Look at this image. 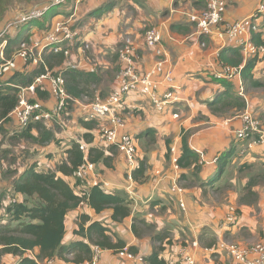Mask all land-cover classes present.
Segmentation results:
<instances>
[{"label":"crops","instance_id":"0c3cea01","mask_svg":"<svg viewBox=\"0 0 264 264\" xmlns=\"http://www.w3.org/2000/svg\"><path fill=\"white\" fill-rule=\"evenodd\" d=\"M108 1L110 0H71L73 9L65 18L78 32L80 39L90 47L84 50L80 44L76 45L71 56L63 58L61 62H54L53 66L59 71L73 68L90 72L96 75L97 81H83L82 86L86 88V92L80 98L74 96L76 101L68 107L67 118L63 116L61 122L48 124L55 132L57 142L30 145L26 139L19 140V148L25 161L23 169L19 172L37 160L41 163V168L54 166L65 155V149L70 147L73 141L84 140L83 135L86 132L91 133L94 146L105 148L109 154V144L101 135V127L107 124L105 119L95 118L93 127L83 124L84 120L91 118L88 104L96 98L106 97L117 86L120 67L117 51L125 37H131L137 46V60L141 70L147 71L155 64L157 56L155 50L147 46L145 33L149 26H157L162 31V44L166 54L164 73L173 70L179 100L167 106L163 112H158L147 95L131 93L119 108V114L126 123L125 131L136 136L138 155L146 161L145 176L141 181L130 178L128 161L125 155L117 150L114 167L96 164L94 173H90L88 177L89 180L98 179L108 192L123 195L130 200L131 214L121 221H114L113 208L96 212L87 204H80L66 215L64 242L84 239L75 234L74 230L78 217L87 213L92 221L107 224L113 238L118 235L128 245L136 246L139 250L136 256L148 255L153 247L152 233H144L142 237L135 234L133 223L137 217L153 224L156 231L166 230L170 233L173 242L167 244L162 252L169 262H179L180 249L187 246L194 253L197 264H233L230 255L228 261L225 260L224 253L220 255L222 262L215 263L212 260L211 248L217 245L220 236L215 237L203 226L217 228L222 223L219 232L226 229L228 223H223L226 217L225 204H230V208H236L234 204H237L244 212L242 219L249 220L251 224L256 225L259 218L264 217V143L251 145V139L237 137L243 126V114L246 112L260 120L261 129L264 131V56H260L252 68V77L245 78L242 69L249 59L247 60L238 48L222 44L216 36L201 38L198 34L190 16L201 12L203 6L192 0H115L112 10L98 17L92 14ZM261 1L228 0L225 22L232 23L250 16ZM43 36V31H36L30 39L40 41ZM254 40L260 43L261 34H256ZM202 42L205 45H202ZM16 50L17 47L10 58L15 56ZM16 60L17 64L20 62L19 70L25 68L29 71L37 65L31 62L26 64V61L22 62L19 58ZM225 65L242 68L240 74L231 78L232 92L236 96L244 97L246 107L241 111L237 107H230L227 112L216 114L208 103L224 92L218 80L223 77L218 75L222 74ZM164 73L155 76V79L162 81ZM251 79L260 84L251 85ZM69 84L72 85V80ZM44 85L48 96L43 100L47 101V106H51L55 99L52 100L53 96H50V80H44ZM159 88L163 92L165 86L160 84ZM4 126L8 132L17 129L14 118ZM148 129L154 130L151 132L154 136H150L151 133L139 136ZM35 130L34 133L37 134ZM184 134L188 137L190 148L200 155L201 169L198 176L205 181L216 172L217 157L232 147L235 149L224 171L226 175L223 174L222 179L213 186H190L187 185V180L180 179L183 173L192 176L193 166L176 168L168 157V146L176 145L182 152ZM9 145L2 148L8 150L7 155L12 156V144ZM245 146L249 149L245 154H241V148ZM19 172L10 176L7 182L9 186ZM0 175L4 176L1 170ZM224 181L228 182V191L220 186ZM174 184L180 185L184 189L183 193H174ZM218 189L226 192L221 200L217 199ZM12 195L4 205L13 197L19 200L23 198L21 194ZM179 199H183L184 207L180 205ZM252 204H260L261 209L256 211ZM230 213L234 217L229 223L236 228L239 223L235 222L237 216L233 211ZM217 233L214 232L216 235ZM262 234L264 235V231ZM208 236L214 237L209 244L200 241L201 238L206 240ZM262 241L264 238L260 242ZM220 250L223 249H218L217 252ZM14 259L6 256L4 261L12 262ZM57 263L63 264L62 261ZM98 264L147 263L138 258L102 249Z\"/></svg>","mask_w":264,"mask_h":264},{"label":"trees","instance_id":"16d2710c","mask_svg":"<svg viewBox=\"0 0 264 264\" xmlns=\"http://www.w3.org/2000/svg\"><path fill=\"white\" fill-rule=\"evenodd\" d=\"M9 2V0H0V18L7 10ZM115 3V0H110L104 6L94 10L92 14L98 17L112 10ZM54 8L51 7L40 19H33L21 24L14 33L8 32L6 35L8 43L5 48L6 58H10L20 42L30 40L36 31H43L44 35L47 33L57 15ZM150 27L152 26L148 28ZM43 56L44 62L37 64L32 70L17 69L11 74L0 77V134L6 131L4 124L13 120L11 112L19 102L21 87L30 86L37 76L47 71L56 74L59 72V70L54 69L53 63L61 62L64 58L63 55L46 52ZM257 60V57H252L247 61L242 69L245 78L252 77L251 70ZM26 62L29 64L31 61ZM62 73L66 78L68 93L79 98L86 92V88L82 86L83 81H97L95 74L73 68L63 69ZM70 80H72V85L69 84ZM218 80L222 84L224 92L208 103L210 109L216 114L227 112L230 107H237L239 111L243 110L246 107V101L243 96H236L232 92V80L227 78H219ZM250 84L259 85L260 82L251 79ZM36 92L38 99L43 100L48 96V92L39 87L36 88ZM93 122H96V119L89 118L84 120L83 124L86 127H93ZM34 130L38 133H34ZM15 131L16 133L14 132L11 140L23 138L29 143H37L38 145L58 141L52 128L42 122H35L22 128L17 125ZM153 131L148 129L139 136L142 137ZM150 136L154 135L151 133ZM83 137L84 140L82 141L87 144L85 150L81 148L80 142L73 141L70 147L65 149V155L54 166L41 168V163L37 160L13 178L10 185V196L21 194L23 198L19 200L13 197L7 205H4L6 203L3 202L4 207H0V264L4 263L6 256L15 258L10 264H43L50 258L55 259L56 262L62 261L63 264L80 263L92 258L93 245H98L101 249L112 250L114 253H120L126 248L134 255H138L139 250L136 246L128 245L118 235L113 238L111 229L107 224L101 221H92L87 213L78 217L74 230L75 234L84 239H75L69 243L64 242L66 215L80 204H87L96 212L113 208L112 218L114 221H121L131 214V202L125 196L108 192L102 183L91 185L90 180L81 181L74 176V172L87 160L94 165L102 164L108 168L114 167L113 162L118 150L116 146L109 145L108 154L105 148L92 144L91 133L86 132ZM2 143L3 140L0 139V149L7 155L8 150L2 148ZM182 144V152L177 146L179 167L193 166L194 172L192 173L193 177L183 173L180 179L193 178L191 185L213 186L219 182L235 152L233 147L222 152L217 157L216 172L205 181L198 176L201 169L200 155L190 148L186 135L183 136ZM146 170V161L142 159L137 163L132 173L133 178L138 181L143 180ZM154 228L153 224L137 217L134 218L133 230L138 237H142L144 233H152V251L148 255L140 257L147 264H183L181 258L179 262L172 263L162 255L166 245L172 244V237L168 231H156ZM187 243L185 242V244Z\"/></svg>","mask_w":264,"mask_h":264},{"label":"built area","instance_id":"2783aa9c","mask_svg":"<svg viewBox=\"0 0 264 264\" xmlns=\"http://www.w3.org/2000/svg\"><path fill=\"white\" fill-rule=\"evenodd\" d=\"M67 0H51L49 3L36 5L28 11L21 13L12 20L0 32V77L13 73L18 69L16 58L31 61L34 64L44 62L46 52L62 54L64 58L71 56L72 49L80 44L84 50L90 46L80 39L78 32L72 27L70 21L65 17L53 19L51 28L40 41L23 40L17 47L15 56L6 58L5 48L8 43L6 35L15 30L21 24L42 18L46 12L54 6L64 4ZM199 2L203 8L197 14H192L190 20L196 25L197 32L203 37L216 36L222 44L238 48L248 60L252 57L264 56V0H262L255 11L243 19L235 22H225V12L228 0H192ZM256 34H261V42L257 43L254 38ZM147 46L155 50L157 60L147 71H143L137 60V46L134 40L127 36L123 39L121 47L117 53L119 55L120 68L118 72L117 86L106 96L96 98L89 102V116L91 118H103L106 125L101 127V135L109 145H114L122 152L129 164L130 175L137 165V140L125 131L126 123L119 114L120 106L126 101L131 93L147 95L158 112H163L167 106L179 100L173 70L165 71L166 54L162 44V31L157 26H152L145 33ZM202 45H205L202 42ZM240 66H224V70L219 77L230 79L241 72ZM164 73L162 81L156 80L155 76ZM50 80L49 92L54 96L55 102L51 106H44L42 100L38 99L36 88L44 89V80ZM160 84L165 86L163 92L160 91ZM19 87V86H18ZM76 101V98L66 90V78L60 70L57 74L47 71L36 77L35 81L26 87H21L19 91V102L11 112V116L19 127H26L35 122L45 124L61 122L68 107ZM239 139H251L252 144L264 143V131L261 129L260 120L251 113L243 114V126L238 131ZM81 148L85 150L87 144L80 141ZM249 148H241V154H245ZM171 161L178 168V149L176 145L171 147ZM95 165L90 161L84 162L75 172L74 176L81 181L89 180V174L94 173ZM93 185L100 184L98 179L90 180ZM174 193H183L184 189L174 184ZM180 205L184 207L183 199H179ZM234 212L235 208H231ZM233 218V214H231ZM232 218L230 220H232ZM196 243V242H195ZM194 243V244H195ZM218 249L228 250L233 264H264V243L251 247L240 246L238 244H228L225 242L214 245L212 252ZM98 245H93V256L90 260L73 264H98L101 253ZM130 258L136 256L126 248L120 252ZM180 258L183 264H197L196 257L187 246L180 249ZM56 260L50 258L43 264H55Z\"/></svg>","mask_w":264,"mask_h":264},{"label":"rangeland","instance_id":"374dc122","mask_svg":"<svg viewBox=\"0 0 264 264\" xmlns=\"http://www.w3.org/2000/svg\"><path fill=\"white\" fill-rule=\"evenodd\" d=\"M9 1L10 2L7 7V10L3 14V16L0 18V32L6 27V25H8L12 20L16 19L21 13L28 11L29 9H31L32 7L36 5L48 3L51 0H9ZM54 7H55L54 12L57 14L58 17H68L69 13L73 9V6L71 5V0H69V2L65 4H60ZM11 32L14 33L15 30H12ZM19 59L22 62H25L24 59H21V58ZM18 64L20 65V62ZM50 96L52 97L53 95L51 94ZM53 99H54V96L52 97V100ZM45 103H47V101L42 100V104H44V106H47ZM68 111L69 110H66L64 113V116H66V118L68 116L67 114ZM14 132L16 133L15 130L13 131V129H11V132H8V130H6L2 133V140H3L2 146L7 147V146H10L9 144H12L11 146L12 148H10L12 152V156H10L9 154L6 155L4 151L0 149V170L1 172L4 173L3 177H1L0 175V203H1L0 207H4L2 203L3 202L6 203L8 198H10V186H9V183H7L10 180V176L12 177L16 174V172H19L20 170H22L24 167V163H25L24 154L22 153V150L19 148V143L21 141L11 140V137ZM134 137L136 138V136ZM29 144L31 145L32 143H29ZM168 154H169L168 157L171 159L170 146H168ZM140 160L142 159L139 157L138 151H137V163ZM7 170L8 171L10 170V171L6 172ZM224 175H226V172H224ZM187 183L191 185L193 183V178H189L187 180ZM220 186L223 188L225 187L226 191H228V182L222 183V185ZM217 192L218 193H216V195H217L218 200H221L224 197V195H226V192L223 189H218ZM234 205H236V208L233 213L235 216H237V221L235 222H239L236 228H233L232 223H229V220L232 218L231 213H230L232 212V209L230 208V204H225L226 207L224 208V213L226 214L225 215L226 217H224L223 223L224 224H226V222L228 223V226L226 229H223V230L221 229V232H219L220 226L222 223H220L217 226V228L214 226H203L207 230H210L211 234H213L215 237L217 236L219 238L220 236L219 239L217 238L218 239L217 245L219 243L225 242L228 244H238L240 246L251 247L257 244L264 243V241L260 242L262 238H264V235L262 234V232L264 231V217L262 218L260 217L258 220V223L257 224L255 223L256 225L251 224L249 220L242 219L243 210H240L239 207H237L238 206L237 204H234ZM254 207L256 211L261 209L260 204H252V208ZM2 216L3 214L1 215V218ZM239 218H240V221H239ZM214 232H218L217 235L214 234ZM212 238L214 237L208 236L206 240L201 238L200 241L209 244L212 241ZM222 253H224V255L226 256L225 260L228 261L229 254H228V250L226 249L220 250L219 252H211L210 257L212 258V260L215 261V263L222 262L221 257H220ZM7 263H11V261L5 260L3 264H7ZM55 264H58V263L55 262Z\"/></svg>","mask_w":264,"mask_h":264}]
</instances>
